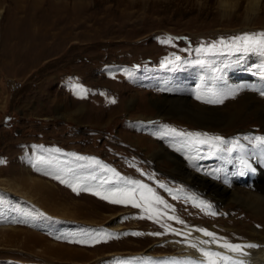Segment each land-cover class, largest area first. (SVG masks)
Masks as SVG:
<instances>
[{"label": "rangeland", "instance_id": "374dc122", "mask_svg": "<svg viewBox=\"0 0 264 264\" xmlns=\"http://www.w3.org/2000/svg\"><path fill=\"white\" fill-rule=\"evenodd\" d=\"M116 1L89 0L80 17L42 10L36 12L42 17L21 18L36 13L14 15V6L4 4L0 264H121L137 251L150 259L152 248L145 249L153 244L152 255L169 252L167 241L185 238L189 228L237 242L245 223L260 227L246 208L218 202L187 181L171 158L229 190L264 192V175L253 178L240 151L243 143L256 147L264 165V143L256 140L264 137V52L231 46L233 36L264 32V12L246 23L241 8L227 15L209 4L197 9L174 0ZM211 44L216 49L196 51ZM237 109L246 119L240 124L199 123ZM176 133H198L209 143ZM217 136L222 142L210 139ZM252 163L256 172L258 163ZM127 180L147 185L152 192L144 194L151 199L155 193L168 207L154 204L161 215L148 219L143 207L102 198L103 189ZM73 184L81 190L74 192ZM118 212L121 229L114 230L109 219ZM48 247L59 249L50 254Z\"/></svg>", "mask_w": 264, "mask_h": 264}, {"label": "bare ground", "instance_id": "6f19581e", "mask_svg": "<svg viewBox=\"0 0 264 264\" xmlns=\"http://www.w3.org/2000/svg\"><path fill=\"white\" fill-rule=\"evenodd\" d=\"M174 1L189 3L190 7H196L197 9H201L202 6L204 8L205 5L209 4V6H213L214 8H218L222 10L223 11L222 14H227V15L229 14L227 13L228 11L229 12L235 11L236 13L240 11V8H241L243 10L242 13L245 14L243 21H245L246 23H249V21H251L252 19L253 21L260 20L261 18L259 17L257 18L258 13L260 14V12H264V0H174ZM6 2H9L10 5L14 6L15 11L11 13L14 15H16L17 11H22L24 13L29 12V11H35L36 13V12H41L42 10H44L41 13L47 12L53 17H70V14H72L75 17H80L82 14L84 15L87 7H89L87 5L89 3V0H0V18L3 15H5L8 11L6 7L8 6V4L4 5ZM131 5H132V2H131ZM9 11L11 12V10ZM39 14L40 13H36V14L25 13V14H22L23 16L20 15V17L21 16H22L21 18L42 17V15L38 16ZM249 14H253V17L255 16L256 18L255 17L248 18ZM235 17H236V14H235ZM9 18H11V15ZM15 18H17V16ZM228 19L230 20V18ZM241 113L242 112L240 109H237L236 111H232V112H225V113L216 112L213 114L203 116L200 119L201 122L199 121V123L206 124V122L209 121V123H212L214 125H222L224 127H230L233 125L240 124L246 120V119L242 120ZM260 117H262V122L264 123V119H263L264 114L260 115L259 119ZM240 151H242L243 153L242 158H244L245 160V165L250 170L249 174H251L253 178L258 177V176L259 177L263 176L264 170L261 167L264 165L261 163L262 161L260 160V156L257 153L258 151L257 148L254 146H249L246 143H243L242 150ZM158 155H163V156L168 157L167 153L163 151H160ZM168 158L170 159V157ZM171 160L175 165V170L177 171V173L185 174L186 176L185 175L184 176L187 177V181L200 184L203 190L207 192L208 194L212 195L214 198H216L218 202H224V201L230 200L231 202L246 208L245 211L244 210H241V211H244L246 215H248L250 218L260 220L259 228H256L252 226L251 224L245 223V226H244L245 233L243 234V237H239V238L237 237L235 239H237V242L239 243H254V244L259 245V247L255 249L245 250L251 254L250 257H241V258L245 260H250V264H264V192L262 193H259L257 191L253 192V191H249L247 189H241V188L238 189L237 191L229 190L225 188L224 186H221L218 182L210 181L199 174H195V172L193 171L191 172L187 171L183 167V165L177 162V160L173 158H171ZM252 161H256L259 164V166L258 164L255 165V167L257 168L256 172H255V169H252V166L254 164L252 163ZM21 193H24V192H21ZM120 213L121 212L112 214L111 218L109 219V222H111V228L114 230L121 229L120 223L117 219ZM67 216H70V218L72 219L77 218V216L73 215L72 213L70 214L68 213ZM236 229L237 228H234L233 230L230 229V231L236 232L237 231ZM186 230L188 232H186L185 238H174V239H170L167 241L168 243L165 246L167 247V249H169V252L158 253L156 255L155 254L152 255L151 253L155 252L154 251L155 245L153 244V245L148 246L147 249H145V251L147 252L148 250H150V248H152V250L148 252V254H146L150 257V259H147L146 257L141 256V254H144L145 252L137 251L136 253L131 254L130 257L120 259L119 262H121V264H173V262H180L188 258L202 259L200 253L196 249H193L190 245L192 243H197L199 245V242L201 240H205L209 238L205 237L204 234L198 230H194L190 228ZM162 247L164 246L162 245ZM205 247H211L213 250L224 251L222 249L217 248L216 245H208ZM58 249L59 247L58 248L48 247L46 249V252H50V254H53L55 251H58ZM112 254L113 253H110L108 255H112ZM115 263L116 262L113 260V264Z\"/></svg>", "mask_w": 264, "mask_h": 264}, {"label": "snow or ice", "instance_id": "6c2138e0", "mask_svg": "<svg viewBox=\"0 0 264 264\" xmlns=\"http://www.w3.org/2000/svg\"><path fill=\"white\" fill-rule=\"evenodd\" d=\"M232 47L236 51H262L264 52V32H256V33H243L241 35L233 36L232 38ZM171 38L165 39L161 41L162 43H169ZM223 44V41H220ZM216 49L215 44L208 45L207 49L201 47L197 48V52L202 51H211ZM180 57H176V60H179ZM165 66V65H162ZM79 90L80 86H74ZM264 95V92L261 93ZM200 96H197V99H200ZM115 103V101H111ZM208 103H220L222 102L219 99L216 100H208ZM170 131L175 133V129H171ZM177 135L181 136H188L195 140H198L200 143H209V138L200 139V134L198 133H176ZM211 140L216 142H222V138L212 137ZM256 140L264 143V137H256ZM54 151L59 152L60 149H54ZM231 151V149H229ZM75 155V154H72ZM76 159L78 160H88L91 164H99L94 157H84V156H77ZM43 161V157L40 158ZM114 172V170H113ZM114 175L119 177V174L114 172ZM60 179L61 183H69L64 179H61L59 176L56 177ZM109 181H103V184H108ZM74 192H78L81 189L79 188L78 184L70 185ZM84 191H88L89 189L85 188ZM104 195L102 196L103 199L109 200L111 203L114 204H130L136 208L143 207L145 212L149 213L147 216L148 219H153L154 217H158L161 215L159 210L153 205H164L166 208L168 205L163 201L159 196H156L155 193L152 194V198L149 199L144 193L152 192L151 188H148L147 185L141 184L139 181L127 180L123 187H112L103 189ZM95 195H101V192L94 193ZM169 219H178L174 216H169ZM179 223H183L182 220H179ZM198 231L202 232L205 237L209 239L201 240L199 245L197 243H192L190 246L193 249H196L202 259L196 258H188L180 262H173V264H250V260L242 259L241 257H250L251 254L246 249H255L259 247V245L254 243H239V242H229L227 239L224 238H217L215 233L209 232L206 229H198ZM152 235H161L159 232L152 233ZM222 241V242H221ZM81 242V241H78ZM208 245H216L217 248L222 249L224 251L213 250L211 247H205Z\"/></svg>", "mask_w": 264, "mask_h": 264}]
</instances>
